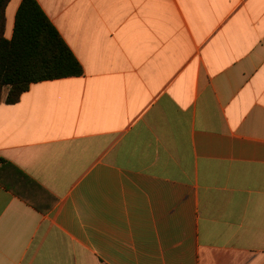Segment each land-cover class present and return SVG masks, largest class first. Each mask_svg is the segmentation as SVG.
<instances>
[{"label":"crops","instance_id":"0c3cea01","mask_svg":"<svg viewBox=\"0 0 264 264\" xmlns=\"http://www.w3.org/2000/svg\"><path fill=\"white\" fill-rule=\"evenodd\" d=\"M36 2L83 73L0 104V264H264V0Z\"/></svg>","mask_w":264,"mask_h":264},{"label":"trees","instance_id":"16d2710c","mask_svg":"<svg viewBox=\"0 0 264 264\" xmlns=\"http://www.w3.org/2000/svg\"><path fill=\"white\" fill-rule=\"evenodd\" d=\"M8 2L0 0V104L17 103L33 83L81 76V65L36 0L20 1L14 15L11 37H4V13ZM16 174L28 179L21 172L17 171ZM0 185L25 203L33 205L20 193L17 183L0 177Z\"/></svg>","mask_w":264,"mask_h":264}]
</instances>
